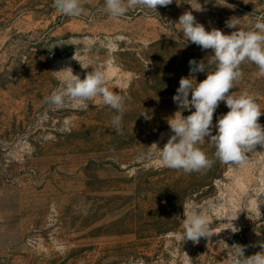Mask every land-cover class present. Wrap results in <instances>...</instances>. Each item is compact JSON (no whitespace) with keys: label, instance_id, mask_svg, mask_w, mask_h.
<instances>
[{"label":"rangeland","instance_id":"rangeland-1","mask_svg":"<svg viewBox=\"0 0 264 264\" xmlns=\"http://www.w3.org/2000/svg\"><path fill=\"white\" fill-rule=\"evenodd\" d=\"M81 2L87 14L70 17L53 0H0V264H228L234 244L246 246L245 257L264 252V147L244 167L215 160L190 173L158 167L148 155L172 135L169 118L195 110L173 101L189 61L207 64L212 54L186 43L180 15L191 11L206 30L230 34L226 20L235 16L250 30L264 0H226L234 8L173 0L120 19L107 15L104 0ZM76 50L106 73L110 90L130 98L123 134L112 130L115 113L100 98L87 110L44 102L58 87L53 71L70 66L81 79L91 71L72 59ZM241 71L230 92L254 94L264 110V77L250 61ZM228 111L220 102L213 125ZM208 139L197 146L214 159ZM190 205L212 221V236L199 243L177 239ZM236 216L239 231L224 229Z\"/></svg>","mask_w":264,"mask_h":264},{"label":"clouds","instance_id":"clouds-1","mask_svg":"<svg viewBox=\"0 0 264 264\" xmlns=\"http://www.w3.org/2000/svg\"><path fill=\"white\" fill-rule=\"evenodd\" d=\"M172 3L173 0H104V11L110 18L120 19L129 10L137 7L157 12V6L167 7ZM223 6L234 8V5L227 4L226 0ZM53 7L60 14L70 17L87 14L81 0H53ZM196 10L203 9L200 5ZM239 21L235 16L226 20L225 26L234 30L225 34L217 28L206 30L191 11L180 15L176 24L180 25L186 43L196 44L202 50L211 49L212 54L208 55L207 64L205 59L199 62L191 59L189 76L179 80L173 101L182 110H195L187 116L177 111L167 121L172 135L163 148L158 147L156 143L149 146L154 147L155 152H149L148 155L156 156L158 167L190 173L210 168L215 160L226 165L244 167L249 160L248 153H252L257 145L264 147V126L259 123L264 110L257 103L256 96L246 90L239 95L230 92L243 78L241 65L247 61L257 66L259 77H264V15L255 17L250 30L241 27ZM77 55L76 50L72 59L76 60L81 68H91V71H88L83 79L74 74L70 66L53 71L58 87L44 97V102L57 108L71 102L72 107L87 110L92 101L100 98L101 103L115 113L111 118L112 130L117 135L123 134L125 105L130 98L110 90L106 73L101 68L94 67L90 60L83 62L86 57L78 60ZM209 66H214V69L206 70ZM201 72L206 73V79L197 82L194 74ZM220 102H224L229 111L221 115L213 125V115ZM140 115L148 118L146 111ZM213 128L216 129L215 135L212 134ZM205 137L209 138L207 141L215 148L214 159H210L206 152L197 146L206 141ZM236 218L237 216L230 220L225 219L228 226L224 229L238 232L239 229L232 223ZM211 222L206 213L190 205L184 219V231L177 234V239L199 243L201 237L210 238L213 230L209 227ZM245 247L232 245L228 264H264V252L245 257ZM261 247L264 248V243Z\"/></svg>","mask_w":264,"mask_h":264}]
</instances>
